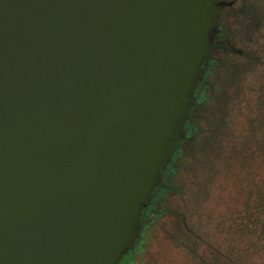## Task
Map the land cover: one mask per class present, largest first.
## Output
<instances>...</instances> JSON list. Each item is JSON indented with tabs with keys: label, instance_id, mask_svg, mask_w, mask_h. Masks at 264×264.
Returning <instances> with one entry per match:
<instances>
[{
	"label": "water",
	"instance_id": "obj_1",
	"mask_svg": "<svg viewBox=\"0 0 264 264\" xmlns=\"http://www.w3.org/2000/svg\"><path fill=\"white\" fill-rule=\"evenodd\" d=\"M230 5L0 0V264L132 251Z\"/></svg>",
	"mask_w": 264,
	"mask_h": 264
},
{
	"label": "rangeland",
	"instance_id": "obj_2",
	"mask_svg": "<svg viewBox=\"0 0 264 264\" xmlns=\"http://www.w3.org/2000/svg\"><path fill=\"white\" fill-rule=\"evenodd\" d=\"M242 7L232 28L250 61L232 57L220 73L178 180L183 194L170 198L173 215L150 230L136 264H264V0Z\"/></svg>",
	"mask_w": 264,
	"mask_h": 264
},
{
	"label": "flooded vegetation",
	"instance_id": "obj_3",
	"mask_svg": "<svg viewBox=\"0 0 264 264\" xmlns=\"http://www.w3.org/2000/svg\"><path fill=\"white\" fill-rule=\"evenodd\" d=\"M228 4L220 11L217 20V30L212 36L214 43L219 44L220 48L213 51L206 65L200 82L192 95V106L189 117L183 126V139L180 141L177 150L174 152L170 161L161 170L160 183L150 194L145 210L141 217V227L132 251L129 252L120 264H136L139 256L146 254L147 244L151 238L150 230L156 225L157 221L168 212L169 200L174 195H182L183 187L179 185V177L189 168L192 155L195 152V142L200 133V123L203 120L208 104L214 98V90L220 81V73L232 66V57H242L245 62L249 59L244 52L236 46V34L232 28V22L244 11V7L236 10L235 4L242 0H217ZM175 215V213H174ZM175 223L183 225V220L175 218ZM183 227V226H182Z\"/></svg>",
	"mask_w": 264,
	"mask_h": 264
},
{
	"label": "trees",
	"instance_id": "obj_4",
	"mask_svg": "<svg viewBox=\"0 0 264 264\" xmlns=\"http://www.w3.org/2000/svg\"><path fill=\"white\" fill-rule=\"evenodd\" d=\"M255 122V121H254ZM256 123V122H255ZM256 130V129H255ZM241 151H243L242 149H241Z\"/></svg>",
	"mask_w": 264,
	"mask_h": 264
}]
</instances>
